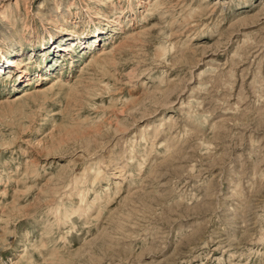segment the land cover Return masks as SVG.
<instances>
[{"label":"rangeland","instance_id":"rangeland-1","mask_svg":"<svg viewBox=\"0 0 264 264\" xmlns=\"http://www.w3.org/2000/svg\"><path fill=\"white\" fill-rule=\"evenodd\" d=\"M0 264H264V0H0Z\"/></svg>","mask_w":264,"mask_h":264},{"label":"bare ground","instance_id":"bare-ground-1","mask_svg":"<svg viewBox=\"0 0 264 264\" xmlns=\"http://www.w3.org/2000/svg\"><path fill=\"white\" fill-rule=\"evenodd\" d=\"M21 81H22V83H25V82H26V83H31V79H30L29 77H27V76H26V78L22 79ZM26 83H25V84H26ZM120 172H123V169H122ZM118 173H119V172H118Z\"/></svg>","mask_w":264,"mask_h":264}]
</instances>
